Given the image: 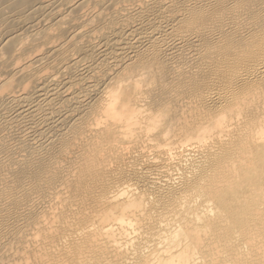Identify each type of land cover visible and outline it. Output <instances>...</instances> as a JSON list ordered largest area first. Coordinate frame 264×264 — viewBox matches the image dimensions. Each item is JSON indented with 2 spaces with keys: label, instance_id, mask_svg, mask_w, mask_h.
<instances>
[{
  "label": "bare ground",
  "instance_id": "obj_1",
  "mask_svg": "<svg viewBox=\"0 0 264 264\" xmlns=\"http://www.w3.org/2000/svg\"><path fill=\"white\" fill-rule=\"evenodd\" d=\"M0 264H264V0H0Z\"/></svg>",
  "mask_w": 264,
  "mask_h": 264
}]
</instances>
